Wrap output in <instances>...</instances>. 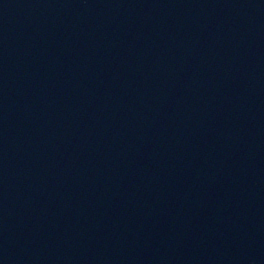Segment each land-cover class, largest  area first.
Wrapping results in <instances>:
<instances>
[{"label": "water", "instance_id": "1", "mask_svg": "<svg viewBox=\"0 0 264 264\" xmlns=\"http://www.w3.org/2000/svg\"><path fill=\"white\" fill-rule=\"evenodd\" d=\"M0 264H264V0H0Z\"/></svg>", "mask_w": 264, "mask_h": 264}]
</instances>
